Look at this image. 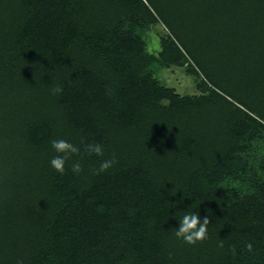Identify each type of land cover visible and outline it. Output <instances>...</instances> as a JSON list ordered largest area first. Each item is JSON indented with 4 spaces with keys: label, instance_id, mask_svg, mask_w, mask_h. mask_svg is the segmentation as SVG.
<instances>
[{
    "label": "trees",
    "instance_id": "obj_1",
    "mask_svg": "<svg viewBox=\"0 0 264 264\" xmlns=\"http://www.w3.org/2000/svg\"><path fill=\"white\" fill-rule=\"evenodd\" d=\"M157 22L159 60L185 54L199 96L149 73L138 30ZM52 138L101 143L117 163L96 175L81 149L82 172L60 175ZM254 143L264 0H0V264H264ZM189 208L209 219L194 245L173 232Z\"/></svg>",
    "mask_w": 264,
    "mask_h": 264
},
{
    "label": "clouds",
    "instance_id": "obj_2",
    "mask_svg": "<svg viewBox=\"0 0 264 264\" xmlns=\"http://www.w3.org/2000/svg\"><path fill=\"white\" fill-rule=\"evenodd\" d=\"M52 95H60L63 92L61 85H56L50 88ZM81 149L88 156H95L100 158L99 167L95 169L94 174L99 175L112 169L117 163L115 155L110 158H103L105 155L104 145L97 142H89L85 140L80 141V146L70 142L67 139L52 138L49 141V150L54 153L49 160V167L56 173L63 175L66 171V166L70 163L71 172L79 175L82 172V164L79 157ZM183 215L178 222V227L173 229L174 235L177 239H182L184 243L194 245L198 241H203L206 238L209 219L205 217L201 222V218L196 211L182 212ZM251 249V244L248 245Z\"/></svg>",
    "mask_w": 264,
    "mask_h": 264
},
{
    "label": "rangeland",
    "instance_id": "obj_3",
    "mask_svg": "<svg viewBox=\"0 0 264 264\" xmlns=\"http://www.w3.org/2000/svg\"><path fill=\"white\" fill-rule=\"evenodd\" d=\"M138 32L142 37L144 44V50L147 55H151L156 58L155 61L150 64L148 71L155 79V81L161 86L169 89H173L176 94L181 97L199 96L201 91L199 84L202 81V76H196L192 73L191 68L193 67L191 61L184 54V59L181 60L180 64H166L159 60V53L162 51V42L167 40L169 36L168 31L163 27L160 22L152 23L146 28L139 29ZM200 35V33H198ZM197 44L201 41L196 39ZM204 49H209L213 56V62L215 66H221L224 63V59L216 62L217 51L214 48H208L204 46ZM212 52V53H211ZM215 56V57H214ZM249 155L255 160L264 155V143H254L251 147Z\"/></svg>",
    "mask_w": 264,
    "mask_h": 264
}]
</instances>
